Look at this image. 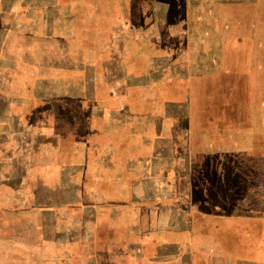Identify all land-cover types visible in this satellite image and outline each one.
Here are the masks:
<instances>
[{"label": "crops", "instance_id": "crops-1", "mask_svg": "<svg viewBox=\"0 0 264 264\" xmlns=\"http://www.w3.org/2000/svg\"><path fill=\"white\" fill-rule=\"evenodd\" d=\"M113 3L0 0V130L19 129L0 137V193L19 194L0 200V264H264V195L256 215L184 116L197 76L151 37L149 9L121 23L135 9ZM77 160L102 196L73 219Z\"/></svg>", "mask_w": 264, "mask_h": 264}, {"label": "rangeland", "instance_id": "rangeland-1", "mask_svg": "<svg viewBox=\"0 0 264 264\" xmlns=\"http://www.w3.org/2000/svg\"><path fill=\"white\" fill-rule=\"evenodd\" d=\"M124 7L130 13L135 9V13L120 17L121 23L147 22L145 8L149 9L151 37L164 36L169 60H180L178 68L185 77L197 76L193 85L185 83L183 99L189 102V108L183 106L184 116L193 117L196 134L211 142L215 153L226 161V168L237 174L241 180L237 181L238 187L246 188L244 199L252 212L259 214V200L264 195V0H114L115 10ZM101 19L106 25L112 24L111 18ZM129 48L133 49L131 44ZM138 48L145 50L148 45L142 43ZM10 83L19 90V82ZM47 86V82H39L42 90L46 91ZM7 133L19 140V129H1L0 137ZM83 151L86 153V146L76 145L72 150L76 154ZM81 162H73L70 179V197L78 201L73 203L78 206L72 210L73 219L83 208L80 203L88 205V217H92L91 206L102 196L95 188L84 191L81 187ZM43 184L45 192L39 194L40 200L50 190L46 181ZM0 200L16 201L19 194L14 197L9 192L0 193ZM93 228L88 225L89 231ZM94 262L95 258L87 259L88 264Z\"/></svg>", "mask_w": 264, "mask_h": 264}]
</instances>
